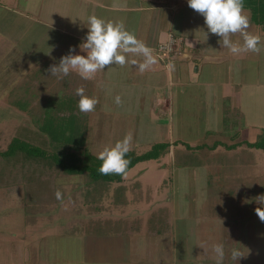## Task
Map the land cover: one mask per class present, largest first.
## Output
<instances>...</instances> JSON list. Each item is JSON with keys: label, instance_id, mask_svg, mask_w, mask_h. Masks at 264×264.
I'll return each instance as SVG.
<instances>
[{"label": "rangeland", "instance_id": "rangeland-1", "mask_svg": "<svg viewBox=\"0 0 264 264\" xmlns=\"http://www.w3.org/2000/svg\"><path fill=\"white\" fill-rule=\"evenodd\" d=\"M56 1L44 0L43 10L38 7L37 16L41 21L54 20L67 14L66 11L55 10ZM37 3H41V0H37ZM183 13L178 15L179 21L183 15H188L193 21L198 18L199 24L193 27L208 33L200 13L196 15L191 7ZM244 14L249 17V25L253 27L248 26L246 31L260 37L259 51H242L234 56L239 59L236 67L239 73L232 76L238 77L241 83L256 80L252 92L240 99L248 116L250 111V119H256L255 124L246 125L240 113L235 116L224 113L228 121L219 122L216 130L218 136H211L214 130L205 129L204 123L198 119L196 103L199 93L192 85L187 92L179 94L174 119L166 115L168 121L163 123L162 130L152 125L155 113L151 120L148 116L133 117L134 113H129L133 117L131 122L121 121L116 116L99 115L95 116L97 120H90V113L80 114L83 124L87 125L85 137L88 149L97 156L103 148L114 146L128 135H131L129 149L139 154L157 142H169L170 146L160 158L136 164L125 174L122 183L111 184L110 196L101 211H90L86 206L82 195L86 185L83 176L61 174L55 184L62 186L65 196L51 205L48 211L34 216L37 218L34 224L28 223L29 213L36 212L35 208L31 210L28 206V188L24 181L28 177L16 170L19 173L18 181L15 178L7 180L10 164L0 160V170H6L5 177L0 180V264H51L54 258L58 259V264H67L69 260L79 259L76 232L91 228L95 221L105 223L108 219H115L110 216L104 218L105 213H112L111 216L114 213L140 214L137 216L146 220L150 213L153 222H144L142 229L150 226L152 233L153 229L161 233L163 243L170 242L175 236L174 232L167 234L171 221V226H177L178 240L182 243L187 240L195 245L198 241L222 243L225 247L223 264H264V221L256 212L261 207L259 199L264 198V151L242 143L254 142L264 130V24L254 22L255 18L261 19L260 14L245 7ZM236 34V43L243 45V36L239 32ZM206 36L208 44H217L220 40L216 34L208 33ZM176 38H179L175 48L177 51V45L182 43L184 46L185 43L182 38ZM51 93L54 94L44 89V96ZM85 95L88 96V92ZM189 100L192 101L191 105L187 104ZM15 101L8 94L0 97V150L6 149L15 136L32 137L30 132L38 130L35 128L37 122L41 123L35 120L36 111L42 113L48 109L46 104L26 107L14 104ZM64 102L69 103L70 100ZM138 118L144 121H137ZM156 133L160 135L154 136ZM218 141L222 144L215 149L199 146ZM234 143L239 145L231 149L227 147ZM190 155L193 161L201 163L181 166L179 163ZM117 190L121 196L119 200L126 199L123 206L113 204V195ZM170 213L172 216L175 213L177 219L170 217ZM137 221L140 227L141 222ZM181 227L189 228L183 233L179 230ZM234 248L244 255L239 261L231 258Z\"/></svg>", "mask_w": 264, "mask_h": 264}, {"label": "crops", "instance_id": "crops-1", "mask_svg": "<svg viewBox=\"0 0 264 264\" xmlns=\"http://www.w3.org/2000/svg\"><path fill=\"white\" fill-rule=\"evenodd\" d=\"M43 1L38 4L37 0H0V97L11 95L17 101L14 104L26 107L46 104L56 115L64 114L60 106H73L79 117L76 89L83 87L89 97L98 101L95 109L87 112L92 115L90 120H97V115L116 116L125 122L141 116L151 120L155 113L152 125L162 130L163 123L168 121L165 116L174 119L178 97L192 85L199 93L198 119L205 129L214 130L211 136H218L216 130L219 122L225 120L224 113L234 116L240 113L246 125L255 124L256 119H250V111L248 116L240 99L252 92L256 80L241 83L238 77L232 76L239 73L236 69L239 59L234 57L237 54L231 53L220 40L217 44H208L204 29L193 27L198 18L193 21L183 15L182 20H178V15L185 14L183 11L189 7L187 0H57L55 10L67 14L45 22L37 16L38 7L43 10ZM194 13L198 14L196 10ZM91 15L106 22L122 23L125 30L145 46L154 63L140 71L139 65L145 63L147 57L142 52L128 51L122 52L126 57L123 65L105 66L91 80L75 72L63 78L51 75L50 66L58 64L70 46H76V52L80 53L78 45L85 38ZM171 33L183 39L187 56L163 61L158 56L159 45L166 42ZM235 35H232L234 43ZM44 89L54 94L44 96ZM69 91L71 93L66 94ZM117 96L121 99L119 104L115 102ZM63 100L70 102L63 103ZM190 100L188 105H191ZM44 115V110L36 111L35 120L43 122ZM137 121L144 120L138 118ZM169 126L175 132L170 123ZM111 215L105 213L104 218L126 220L131 228L124 224L126 228L117 233L92 225L90 229L77 231L79 259L69 260L67 264L71 261L72 264H216L212 250L215 243L198 241L195 245L191 240L182 243L178 240L177 226H171V221L166 233L174 232L175 236L163 243L161 233L154 229L152 233L149 225L142 229L144 222H153L150 213L147 220L137 216L140 214ZM172 217L177 219L175 213ZM137 220L141 222L140 227ZM188 228L179 230L185 232ZM51 264H58V259L54 258Z\"/></svg>", "mask_w": 264, "mask_h": 264}, {"label": "trees", "instance_id": "trees-1", "mask_svg": "<svg viewBox=\"0 0 264 264\" xmlns=\"http://www.w3.org/2000/svg\"><path fill=\"white\" fill-rule=\"evenodd\" d=\"M243 3L245 8L261 15V19L255 18L254 22L264 24V0H243ZM59 108L64 109L63 115L62 113L56 115L49 108L46 109L44 115L46 119L41 123L36 120L38 126L35 128L38 130L33 129L35 131L30 132L31 135L33 134L32 137L30 135L29 137L15 136L6 149L0 150V160L10 164L8 167L10 174L7 180L11 178L17 180L19 175L17 171H21L22 175L28 177L24 180L28 188V206L31 210L36 209L35 213H29L28 223H36L37 218H34V216L48 211L51 205L65 196L62 186L55 184V180L61 174L83 176L86 185L82 195L86 206L90 211H101L105 208V200L110 196L111 184L115 182L122 183L125 174L136 164L160 158L170 146L169 142H157L149 150L140 154L133 149H129L126 158L130 163L123 174H101L99 168L102 162L97 155L88 149L86 143L87 125L83 124V118L81 115L76 116L77 113H75L73 106L64 105V107L60 106ZM82 113L80 111V114ZM225 120L228 121L227 115ZM242 143L264 151V130L254 142L242 141ZM219 144L222 143L218 141L211 145L202 144L199 146H209L210 149H215ZM238 145V143L228 144L227 147L231 149L236 148ZM185 157L186 160L179 163L181 166L201 163L193 161L191 155ZM5 172L4 169L0 170V180L5 177ZM262 189L264 190V187ZM58 191L61 194L59 199L56 195ZM120 197L117 190L112 199L115 206L126 204V199L122 201V199L119 200ZM124 224L131 228L129 222L123 219H108L105 223L100 221L93 223V225L102 229L116 231L117 233L118 230L126 228ZM102 233L106 234L108 232Z\"/></svg>", "mask_w": 264, "mask_h": 264}, {"label": "clouds", "instance_id": "clouds-1", "mask_svg": "<svg viewBox=\"0 0 264 264\" xmlns=\"http://www.w3.org/2000/svg\"><path fill=\"white\" fill-rule=\"evenodd\" d=\"M189 7L196 10L204 17L208 33L216 34L224 47H227L233 54L242 51H259L260 37L246 31L249 26V17L244 14L243 0H187ZM88 31L83 41L78 45L80 53L76 52V46H70L69 52L60 57L59 63L50 66V73L53 76L63 78L71 72L77 73L81 78L91 80L99 70L113 63L123 65L126 62L122 52H142L147 57L145 63L139 65L140 71L154 63V59L148 53L145 46L136 40L135 36L125 30L122 23L106 22L103 18L91 15L88 17ZM241 33L243 45L234 43L231 34ZM206 33V32H205ZM206 33V35H208ZM85 53V54H81ZM51 54V50L49 53ZM78 108L81 112L87 113L95 109L97 100L94 97L85 95V89H76ZM117 104L121 103L119 96L115 98ZM131 135L123 140L117 141L114 146L103 148L98 154L102 162L99 168L101 174L111 173L123 174L130 161L126 154L130 148ZM59 199L61 194L56 193ZM259 197H262L259 196ZM261 207L256 209L257 215L264 221V198L259 199ZM216 254V264H223L225 258V247L222 243L212 245ZM244 256L239 249L231 250V258L238 260Z\"/></svg>", "mask_w": 264, "mask_h": 264}, {"label": "built area", "instance_id": "built-area-1", "mask_svg": "<svg viewBox=\"0 0 264 264\" xmlns=\"http://www.w3.org/2000/svg\"><path fill=\"white\" fill-rule=\"evenodd\" d=\"M177 40H179V38L177 39L174 34H171L169 39L167 40V42H164L161 45H159V53L160 54L158 56L163 61H169V60L174 59V58H185L187 56V53L185 51V47L183 46L182 43L177 45L178 49L176 51L175 48H176ZM175 55H177L179 57H175Z\"/></svg>", "mask_w": 264, "mask_h": 264}]
</instances>
